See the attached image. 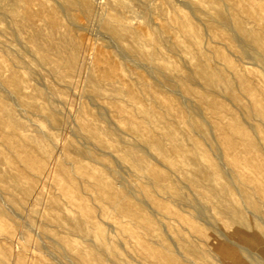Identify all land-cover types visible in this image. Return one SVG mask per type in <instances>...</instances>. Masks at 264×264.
I'll return each mask as SVG.
<instances>
[{"label": "bare ground", "instance_id": "bare-ground-1", "mask_svg": "<svg viewBox=\"0 0 264 264\" xmlns=\"http://www.w3.org/2000/svg\"><path fill=\"white\" fill-rule=\"evenodd\" d=\"M138 1L145 8L152 4L162 14L166 10L167 0ZM55 2L67 23L47 0H0V20H5L13 40L22 47L15 49L4 41L0 46V56L6 59L0 61V215L10 221L13 213L22 216L23 201L27 202L34 188L25 175L40 176L53 155L54 135L43 131L30 115L51 122V128L63 122L53 105L57 99L50 96L53 88L49 90L35 79L38 71L33 66L69 85L81 70V51L92 49L95 59L86 77L90 100L73 121L72 138L78 144L63 141L51 172L46 174L50 187L43 199L49 209L41 213L38 232L50 239L48 244L51 241L48 253L78 249L82 264H189L192 261L182 257L179 246L191 255L195 246L178 232L179 245L172 243L164 220L154 216L159 210L165 218L173 213L163 199L170 196L179 209L184 204L193 208L190 216H179V211L173 215L182 218L194 234L210 238L197 222L206 210L228 234L257 249L264 259V232L254 228L253 219L260 218L264 208V77L240 64L242 58H254L264 73V17L256 14L264 0H180L181 6H169L171 23H156L157 28L149 24L150 17L143 24L135 23L140 13L122 1L107 0L101 5L98 1L96 11L93 0ZM71 6L87 16L94 11L110 46L105 42L90 47L83 40L85 34L71 33L69 25L78 18L70 12ZM172 53L183 61L182 69L170 59ZM173 93L181 99L177 101ZM157 96L167 100L160 106L144 100ZM105 104L116 113L115 127L99 122ZM254 119L257 123L251 121ZM30 127L36 131H29ZM215 128L220 135L215 134ZM122 135L130 136L132 142ZM149 149L159 157L157 162L166 161L174 168L166 172L150 164L145 158ZM110 156L116 167L119 161H127L137 177H146L136 188L139 196L122 187L118 168L105 163ZM179 171L183 178L176 183L171 173ZM70 205L76 213H71ZM122 215L147 235L156 230L155 245L143 240L153 261L142 253L121 256L110 245L103 225H109L105 220L112 218L114 232H122L126 229L119 219ZM73 237L92 242L91 261ZM218 248L232 253L221 245ZM37 260L29 264H47ZM233 263L243 264L240 258Z\"/></svg>", "mask_w": 264, "mask_h": 264}, {"label": "rangeland", "instance_id": "rangeland-1", "mask_svg": "<svg viewBox=\"0 0 264 264\" xmlns=\"http://www.w3.org/2000/svg\"><path fill=\"white\" fill-rule=\"evenodd\" d=\"M106 1L107 0H97V2H96V0H93L94 10L96 11V9H98L99 6L101 4H104ZM117 1H122L123 3H128V4L135 6L136 12L140 13L139 16L136 17V19L134 20V22L137 24H143L145 22V20L147 19V17H150L151 19H149V24L151 23V26L153 28H157L158 25L156 23H159V22L164 21V22H166L167 25L169 23H171V19L167 17V14H169L170 12L172 13V9L169 7L172 3H173L172 5L181 6L180 0H167V2H165L166 10L162 14L160 12V10L154 8V6L152 4L148 5L145 8L144 3L140 2L138 0H117ZM47 2L50 5H52V7L55 8V10L58 12L60 19L64 23L65 22L67 23V19L64 16V14L60 11V7L58 6V3L55 2V0H47ZM96 3H99L100 5L99 4L96 5ZM24 5L26 6V4H24ZM19 7L21 9H24L23 5H21ZM263 7L261 8V10L256 8V14H258L261 17H264V8ZM141 9H143V10H141ZM182 9L184 10V12H186V13L188 12L187 8H182ZM69 10H70V12L74 13V15L76 17H78L74 21V23H76V24L73 23V24L69 25L70 31L74 36L81 35V37H82L83 34H85L83 36V40H84L85 44H87L90 47H94L95 44H96V46H104V44H106V43L110 46V42L108 41V39L107 38L103 39L100 27L98 26V23H97L95 17H93L94 11H93V14L91 16H87L79 7L71 6ZM29 11L32 14L34 13V11L32 9H30ZM34 17L35 18L37 17L35 15V13H34ZM155 20H156V22H155ZM0 22H1L0 23V46H2L1 42L4 41L6 43H9V45H11V47H13L15 49H21L22 47H20V44L17 41L13 40V38L10 34V30L5 25V20H0ZM78 25H80V27H78ZM81 26H83V27H81ZM2 27H4L5 29L3 30ZM99 33H101V34H99ZM85 37L87 38L88 41L86 40ZM223 38H224L223 36L220 37V39H223ZM6 39L12 40V42L11 41L9 42ZM88 42H89V44H88ZM92 45H94V46H92ZM109 48L112 49L111 47H109ZM91 50L92 49H86V50L81 51V53H80L81 70L76 76H74V78H73L74 80H72L73 81L72 84H69V85H64L62 81H58V80L50 77L44 71L43 68L38 67V66H33L38 71L37 73H34L35 79H37V81L40 82L41 84L45 83L47 89L52 90V88H53L54 93L50 96H51V98L57 99L53 103V105H54V107L57 106L59 115L61 116L63 122L60 126H58L56 128H51L50 127L51 122L48 123V121L44 120L41 116L30 115L31 118L33 119V121H35L43 129V131H47L51 135H54L53 141H54L55 145L52 148V154L53 155H51L50 159H48V161L46 162L47 166L45 165L43 168L44 175H42L43 173H39V174H41L40 176H38V174H35L37 177L34 175V178L31 176L30 173H27L25 175L24 179L26 181H30V182L32 181L34 183V188L32 189L31 195L27 199V202L23 201L24 202L23 204H25L26 208L24 207L19 212L20 216L21 215L22 216L19 217V215H17V213H13L14 216L12 215L13 216L12 221H10V219H8L7 217L0 215V251L5 253V257H4L3 253L0 252V264H29L30 261L34 258H35V260H37L39 258L40 260L38 259L37 261L45 262L47 264H49V263H52V264H54V263L55 264H82L78 260V257H77L78 256V251H77L78 249L77 250L72 249L70 251L71 255L74 258L72 256H70V252L64 253V254L57 253V252H51L52 255L53 254L56 255V256L51 255L52 256L51 257L50 256L51 253H48V251H47L48 250L47 247L50 246L51 241H50V244H48L49 243L48 241L50 239H48L46 237L42 238L39 235V232H38L39 225L38 224H39V221L41 219V213L49 209L46 207L45 201L43 199L44 195L48 192L49 187H50L49 179H48L46 174L48 172H51V170L55 164V156H58V154H59V149H60L59 146H61L64 142H67L68 139L74 140L75 144H78V142L75 140V138L74 139L72 138L73 137V129H74L73 121H74V118L76 117V115L78 114L79 109L84 104V102L90 100L89 97H86L88 95V91L86 90L87 89V86H86L87 78L86 77H87L89 68L91 67V65L95 59L93 51H91ZM233 53H235L234 48H233ZM170 59L173 60V63L175 64V66L177 68L182 69L183 61L181 60V58L177 54L172 53ZM235 59H236V57H235ZM252 59H250V57L242 58L243 62L240 61V64L242 63V65L245 66L247 69L253 70V71L257 72L258 74H260L262 77H264V73L260 69V62L254 58H252ZM0 61L6 62V59L3 55L0 56ZM254 61L256 64L254 63ZM84 72L86 75L84 74ZM251 75H253V77H254V74H251ZM42 88L44 89V87H42ZM173 94L176 97L177 101H179L181 99V97L178 94H176V93H173ZM144 100L151 102V103L155 102L157 105L160 106L167 99L164 96H157V97L148 98V99L145 97ZM59 101H61L62 103ZM76 101H77V103H76ZM225 101L229 102L228 100H225ZM157 105L154 106V108L156 110L155 113L158 115L157 111H159V107ZM89 106H90V104H89ZM91 108L93 111L96 110V108L93 106ZM101 110L103 111V116H102L103 118L102 117H101L102 119L99 118V122L101 123V125L109 124V126L115 127V124H114V122L116 121L115 111L112 110L110 107H108L106 104H105V107ZM24 114L26 115V113H22V115H24ZM69 119L71 122L69 121V123H68L67 120H69ZM251 121L253 123H257L256 119L251 120ZM67 124H68V126H67ZM29 131L35 132L36 128L30 127ZM258 131H259V133L262 134L261 128H259ZM214 132H215V134L220 135V132L216 128L214 129ZM122 137L124 138V140L126 142H128V143L132 142V139L130 136L122 135ZM77 139L80 143L82 142V139L79 136H77ZM70 140H68V141H70ZM56 148H58V149H56ZM150 150L151 149H149V154L145 156L146 160L150 164L158 166L159 168L164 169L166 172H169V169L174 168L172 165L168 164L166 161H161V163L157 162V159H159V157H157V159H156L155 154L153 153V151H150ZM138 153H140V152H138ZM257 155H258V153H257ZM112 157L113 156L108 157L106 159L105 163L110 165V166L112 164V167L118 168V170L121 174L122 182H123L122 187H125L124 189H127V188L130 190L133 189L132 192H135L136 188L138 187L139 182L140 181H146V177H144V176L137 177L136 174L133 172V168L132 169L130 168V167H132V165L129 166L130 163L127 161H119L118 160L119 161L117 164L118 167H116L114 164L115 160H113ZM154 159H156V160H154ZM224 159H226V157ZM224 159H222V160L224 161ZM216 160L220 161L221 159L218 160V158H216ZM84 161L88 162L85 159H84ZM11 164L14 165L13 163H11ZM182 165H185V163H182ZM44 169H45V171H44ZM105 171H107V170L105 169ZM171 176L175 180L176 183H179V180L183 178V173L180 171L179 172H172ZM221 180H223V179H221ZM124 183L126 185H124ZM35 187H36V189H35ZM18 195H20V194H18ZM135 195L139 196V193L135 192ZM61 196H63L62 193H61ZM236 197H238V195H236ZM163 199H164L166 206L169 207V209L171 211H173V213L175 211H179V216H183V215L190 216V214L194 212L193 208L191 206H188V204H186V205L184 204V205L180 206V209H179V207L174 205L173 198L170 196H166V198H163ZM61 202H63V200H61ZM150 205H151V207L154 206V204H152V203ZM16 206H18V205H16ZM16 206H14V208ZM70 206L72 207L71 213L72 214H74V212L76 213L77 211L74 209L75 207L72 205H70ZM7 207H9L8 210L11 212L12 211V210H10L11 206H7ZM247 207H248V205H247ZM11 209H12V207H11ZM262 210L263 211L261 212V217L260 218H253V219L255 222L254 228L256 230H260V231L264 232V208ZM12 212H14V211H12ZM56 212L59 215L61 214V213H59V211H56ZM51 213H53V211ZM173 213L169 214L168 217L165 218L162 216V211L159 210L158 213L155 212L154 216L157 219H161L162 221L164 220L165 224L167 225L166 234H167L168 238H170L169 240L172 243L179 245V240H178L179 238L177 237V233H176V232H178V233H180V235L182 237H187L189 239L190 244L195 246V253H192V255L193 254L196 255L195 257H194V255L192 256L191 253L189 254V253H185L184 251H182V248L179 246V250L181 252L182 257L185 259H190L192 261V262H189V264H236L233 262H236L238 258L241 259L243 264H264V259L261 256L262 254H260V252L257 249L248 246L246 243H244V242L234 238L230 234H228L227 230L223 226L217 224L214 221V219L210 216V213L207 212L206 210H205V212H202V214L200 215V219H198L197 222L200 224V226L203 228V230L210 233V238H208L204 235H199L196 233L194 234V232L189 228L187 223L185 221H183L182 218H179V216L175 217L173 215ZM246 214L248 217H251V215L248 212ZM203 217H205V218H203ZM119 219L123 222L124 228H126L122 232H120V231L114 232V227L110 226V223H112V221H113L112 218H107L105 220L106 221L105 223H109V225H106V224L103 225L107 229L106 233H107L108 239L110 240L109 241L110 245L115 246L117 248V253H120L121 256H125L126 253H133V254L142 253V254L146 255V257L148 259H150V261H153L154 257L151 254H148L149 252L145 249V247L143 245V240L150 241V243L152 245H155V243H153V242L155 240H157V238L155 236L156 230L153 229L152 232L149 235H147V232L143 228H141V227L139 228V226L134 224L133 221H131L126 215L120 216ZM15 220H16V222H15ZM205 221H207V222H205ZM14 223H16V224H14ZM113 225L115 226V224H113ZM213 226L216 228H214ZM230 230H232V228H230ZM221 233H223V234H221ZM73 238L76 239V241H79L78 242L79 247L85 248L83 250L84 251L83 253L85 254L86 258L89 261H91L92 253H93V252H91L92 245H93L92 242L80 241L76 237H73ZM86 242H87V244H86ZM88 242H90L91 244ZM39 245H41L43 248L40 247ZM118 245H120V246H118ZM219 245H221L224 249L231 251L232 253H224L222 251V249L218 248ZM37 246H39V247H37ZM44 250H46V251L44 252ZM102 253H105V252H102ZM106 253H110V252H106ZM248 253H250V254H248ZM184 254H186V256ZM226 254H228L229 256H227ZM6 255L9 256L8 261H5V260H7ZM35 255H36V257H35ZM48 256H49V258H48ZM54 257H56L58 261L54 260V259H56ZM56 261H57V263H56Z\"/></svg>", "mask_w": 264, "mask_h": 264}]
</instances>
